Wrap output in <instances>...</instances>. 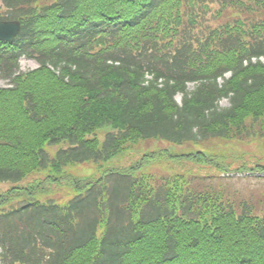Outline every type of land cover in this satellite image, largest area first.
Masks as SVG:
<instances>
[{"label": "trees", "instance_id": "obj_1", "mask_svg": "<svg viewBox=\"0 0 264 264\" xmlns=\"http://www.w3.org/2000/svg\"><path fill=\"white\" fill-rule=\"evenodd\" d=\"M0 20L22 26L0 42V264H264V210L145 168L264 177L231 151L264 145V0H0Z\"/></svg>", "mask_w": 264, "mask_h": 264}, {"label": "rangeland", "instance_id": "obj_2", "mask_svg": "<svg viewBox=\"0 0 264 264\" xmlns=\"http://www.w3.org/2000/svg\"><path fill=\"white\" fill-rule=\"evenodd\" d=\"M20 71L27 72L30 70H33L37 68V63L34 60L22 58L19 62ZM1 86H6L7 83L5 81L0 82ZM194 85L190 84L188 86V90H193ZM176 101L178 103L181 102V95L176 96ZM220 106L226 107L228 106V101L223 100L220 103ZM164 145V144H163ZM161 145V146H163ZM233 147L231 148V151L235 153L236 155H243L244 159L249 161L250 163L252 161H263L264 162V145L260 144L257 141H249L245 144H232ZM148 146V145H143ZM160 146V145H159ZM155 143H150L149 148L150 150L155 148H160ZM215 147V145H208L206 149H210ZM188 149V147H187ZM198 148H189V150H195ZM177 151H186L185 149H177ZM55 149H50V153H54ZM141 149L138 146L137 150H126L119 156H117L116 159H112L109 161L108 165L110 167H114L117 171L125 170L132 165L136 164L141 156ZM175 164V163H174ZM159 164L157 166L148 164L146 165V169L149 170L151 173H155L159 176H165V167L168 171L171 172H178L181 175H189V174H201L199 177H191L189 178L192 182V185L194 188L199 189L201 187H215L219 188L221 191H223L225 194L229 195L232 198H235L237 200H241L244 198H247L250 203L255 205L258 209L264 210V177H256V176H226V177H219L216 175L215 170L209 167H204L192 163H177L175 164ZM65 172L69 174L70 176H78V177H89V176H97L99 174V170L94 165H89L87 163L82 165H77L73 167H68ZM205 175L211 176L207 177ZM202 177H206L202 179ZM35 180V177L30 176L28 178V181H26L25 184L30 182L31 180ZM64 186H47V190L45 194H42L41 197L43 199L52 198L55 201L63 202L67 199H69L71 196L74 195L73 191L70 189V186L66 184V182H63ZM8 188L7 184H0V192L5 191Z\"/></svg>", "mask_w": 264, "mask_h": 264}, {"label": "water", "instance_id": "obj_3", "mask_svg": "<svg viewBox=\"0 0 264 264\" xmlns=\"http://www.w3.org/2000/svg\"><path fill=\"white\" fill-rule=\"evenodd\" d=\"M20 32V23L18 21L3 22L0 21V41H13Z\"/></svg>", "mask_w": 264, "mask_h": 264}]
</instances>
